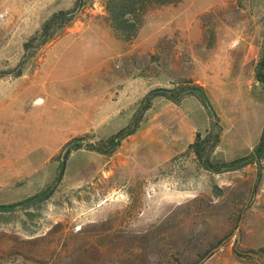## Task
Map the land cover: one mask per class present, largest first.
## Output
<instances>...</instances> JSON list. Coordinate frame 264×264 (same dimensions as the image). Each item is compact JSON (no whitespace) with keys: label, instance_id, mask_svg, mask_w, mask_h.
<instances>
[{"label":"rangeland","instance_id":"obj_1","mask_svg":"<svg viewBox=\"0 0 264 264\" xmlns=\"http://www.w3.org/2000/svg\"><path fill=\"white\" fill-rule=\"evenodd\" d=\"M77 1L0 0V163L49 188L0 211V264H264V165L217 174L194 148L218 134L219 164L260 139L264 0L151 7L127 15V40L109 0H81L71 26L25 47ZM183 81L207 101L155 93ZM131 124L111 155L92 148Z\"/></svg>","mask_w":264,"mask_h":264},{"label":"trees","instance_id":"obj_2","mask_svg":"<svg viewBox=\"0 0 264 264\" xmlns=\"http://www.w3.org/2000/svg\"><path fill=\"white\" fill-rule=\"evenodd\" d=\"M80 1H77L76 8L71 11H58L51 15V17L46 20L41 30L31 39V43L25 44V47L28 49L31 47L33 42H38V46H44L53 40L54 36H56L60 31H63L67 27L71 26L75 20V13L77 7L80 5ZM184 0H109L106 3V9L108 12L109 19L111 20L112 28L115 32V35L120 39L127 40L130 39L129 33L131 29V24H129L128 19L126 18L128 14H132V18L134 21H138L140 14L145 13L148 8L156 7V6H166L177 4L183 2ZM264 59L260 61L258 64L257 72H256V79L257 81L264 84ZM190 81H183L181 84L178 85L175 89H160L157 90L155 93L159 95L166 96L173 101H177L180 98L185 97L186 95L190 94H200L202 99L207 101L205 96L204 89L201 86H191L188 84ZM193 82V81H191ZM135 120V119H134ZM134 133V127L131 124L128 128L120 130L115 135L111 136L103 146H95L92 147L95 151L104 154V155H111L117 147L121 144V142L127 138L128 136ZM200 136H198V139ZM214 143H218V134L215 138L213 145H211L210 150L206 151V146L200 145L198 142L194 144V148L196 154L198 155L199 161L203 165V167L208 170L215 172L217 174L232 171L236 169H240L249 164H257L259 169L262 171L264 165V127L262 129V133L258 143L254 146L253 151L239 158L237 160L231 162H224V163H217L213 164L208 160V154L211 152L212 146ZM73 142H69L67 146L72 145ZM69 151L66 153L65 157H68ZM64 165V162L60 165V168ZM262 172H260L261 174ZM49 194L48 190L40 192L39 194L32 196L20 203L12 204L8 206H0V211L4 210H13L18 207H22L28 203L34 202L44 195Z\"/></svg>","mask_w":264,"mask_h":264},{"label":"crops","instance_id":"obj_3","mask_svg":"<svg viewBox=\"0 0 264 264\" xmlns=\"http://www.w3.org/2000/svg\"><path fill=\"white\" fill-rule=\"evenodd\" d=\"M8 161L10 160H4L3 163H0V206L20 203L32 197L33 194L40 193L41 189L40 178H38L39 188L32 193L30 190L31 173L29 171L24 172L23 169L17 167V169H12V165ZM15 164L13 162V165ZM21 185L23 186L21 187Z\"/></svg>","mask_w":264,"mask_h":264}]
</instances>
